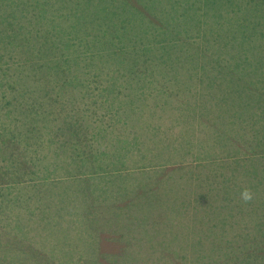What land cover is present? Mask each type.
Segmentation results:
<instances>
[{
	"label": "trees",
	"instance_id": "trees-1",
	"mask_svg": "<svg viewBox=\"0 0 264 264\" xmlns=\"http://www.w3.org/2000/svg\"><path fill=\"white\" fill-rule=\"evenodd\" d=\"M252 1L254 8L247 10L251 7H245L246 0H153L150 6L143 0H0V40H4L5 47L16 41V24L24 28L21 30H25L29 43L39 45L35 54L36 66L27 61V67L22 71L25 74H35L36 80H44L41 73L36 72L42 69V63L39 62L43 60H51V65L56 68L64 67L61 71H93L98 78L110 69L113 75L107 76L108 84L104 87L107 95L104 96L103 104L113 107L110 113L116 109L118 121L134 118V115L139 114L136 107L147 104V107L151 106L149 111L152 116L156 117V112L159 111V118L172 122L171 127L175 129L176 120L167 110L172 107L173 111L177 110L175 104L180 100L176 93L185 95L190 87L189 83L182 85L184 82L180 81L179 77H185L189 82L198 80L210 89L206 80L210 69L205 66L215 65L217 68L224 60L231 61L229 66L237 78L234 88L238 89L237 93L229 94L227 99L233 103L255 102L261 105L263 113H257V116H263L261 127L250 134L246 131L247 127L243 126L245 131H238L239 135L236 136L233 126L227 129L226 133L218 132L219 137L226 138V141H223L226 142V148L235 150L234 154L231 152L221 157L218 154L210 159L202 158L198 163L188 164L179 168L184 169L185 173L177 179L175 175L179 173L175 170L166 174L167 179L163 174L166 170L147 168L140 171L146 176L149 175L145 172L154 173L157 177L165 175L157 180L159 183H166L165 188L174 187L173 183H181V188H187L188 192L185 191L181 197H176L179 207L170 208L167 207V201L163 203V218L166 217L168 221L165 219L160 222L150 216L146 217V238L149 239L144 241L161 249V246L169 245L176 239L181 240L185 244L175 254H182L179 257L185 260L184 264H264V0ZM164 3L169 6H163ZM60 5L65 7L68 14L64 12L63 7L60 8L64 11L59 12ZM247 18H253V36L245 33L244 23ZM74 21L78 27L72 29L70 25ZM39 27L47 31L50 39L61 38L62 45H65L63 53L67 51L68 54L53 56L52 50H46L43 43H32L31 41H35L34 30ZM232 27L238 28V32ZM50 45L52 47V41ZM234 45H238V49H234ZM194 48L197 49L195 53L192 51ZM72 52L78 53L80 58L73 56ZM199 55L204 57H195ZM184 57H190L187 59L193 62L199 60L204 72L202 76L195 77L193 73L191 79L187 78V60L178 67V62ZM83 58L86 59L84 64L79 61ZM258 61L261 66L257 64ZM70 66L73 67L72 70L67 69ZM246 66L250 70L255 66V72H259L255 80L260 81V86L252 79L244 83V79L248 77L238 71L241 72L240 69ZM5 71L0 67V73L3 72V75H0L2 86H7L8 80L14 78L13 74H5ZM261 75L263 76L260 78ZM50 77L53 80L51 84L55 85L56 78ZM22 79V74L18 72L16 85ZM10 90L8 88L0 93L11 95ZM209 96L216 101V107L225 102L223 96L217 93H202L201 97L205 101L202 100V104L198 106L200 109L204 107L209 110ZM113 97L119 99V102ZM187 105V113H196V108L189 103ZM121 107L126 108L128 113L122 115ZM257 110L250 109L253 115ZM51 111H58L61 116L64 109L58 110L53 106ZM64 117L75 118V115L70 113V117L66 114ZM153 123L155 142L147 143L140 139L139 146L135 149L142 157L138 156L136 163L149 164L158 162L159 158L167 160L174 157L167 156L168 153L174 154V148L161 139L162 127L157 124L158 119ZM3 126L0 124V197L13 198L16 187L43 188L52 182L63 183L77 177L124 175L127 178L126 183L132 182V179L130 181L128 178L130 175L120 167L126 162V153L133 149L107 160L109 164L101 162L96 171L53 172L47 169L48 171L41 172L28 159L24 143L13 135L11 129ZM154 188L156 187H152L151 191H154ZM214 189L223 191L214 196ZM232 190L248 192L251 198L245 199L243 194H230ZM163 193L168 194L169 191ZM156 194L154 191L150 195L154 197ZM98 206L89 203L80 212L86 216V224L91 230L100 229V226L109 221L107 219L103 222L105 218L101 217L103 213L100 214ZM113 214L117 215L114 212ZM91 215L89 222L87 218ZM242 216H255V219L250 220ZM242 218L250 221H244ZM151 229L156 232L150 233ZM188 232H191L192 236ZM228 233H231L230 239L226 238ZM154 240L155 242L151 243ZM132 262L124 264H151L144 261ZM0 264L60 262L55 261L44 246L34 244L29 235L17 233L0 222ZM75 264L85 263L79 259ZM92 264L114 263L94 261Z\"/></svg>",
	"mask_w": 264,
	"mask_h": 264
},
{
	"label": "rangeland",
	"instance_id": "rangeland-1",
	"mask_svg": "<svg viewBox=\"0 0 264 264\" xmlns=\"http://www.w3.org/2000/svg\"><path fill=\"white\" fill-rule=\"evenodd\" d=\"M143 1L150 6L153 0ZM163 6L169 5L164 3ZM60 7L63 6H59L61 13L64 10ZM245 7H251L247 10H252L254 2L246 0ZM64 12L68 14L66 9ZM70 26L72 29L78 27L76 21L71 22ZM232 28L238 32V28ZM21 29L24 28L16 24V41L10 42L9 47L6 46V48L4 40H0V63H2L0 67L6 70L5 74L8 72L14 75V78L8 80V87L2 86L0 80V92L11 89L9 91L11 95L0 93V124L6 129H11L13 135L24 143L28 159L41 172L47 169L53 172L96 171L100 168L101 162L109 164L107 160H112L133 149L130 153H126V162L120 167L130 175L128 178L130 181L132 179V182L126 183V176L118 175L101 178L98 176L77 177L63 183L52 182L43 188L16 187L13 198L0 197V222L17 233L29 235L34 244L44 246L49 255L60 264H75L79 259L85 264H92L94 261L114 264L132 261H144L151 264L164 262L184 264L185 260L179 257L182 254H175L185 244L181 240L176 239L169 245L161 246V249L144 242L145 239H149L146 238L145 220L148 216L160 222L165 220L163 203L167 201V207L176 206L177 208L179 207L176 203L179 201L177 198L187 191V188H181L183 186L181 183H173L175 186L170 189L165 188L166 183L157 182L160 177L175 170L179 173L175 175L177 179L185 173L184 169L179 168L188 164H195L202 158L210 159L211 156L218 154L219 157L231 152L234 154L235 150L226 148V142H223L226 138L219 137L218 132L226 133V130L233 126L236 131L234 136H236L239 135L238 131H245L243 126L247 127L246 131L250 134L261 127L263 116H257V113H263L261 105L255 102L233 103L227 99L229 94L237 93L238 89L234 88L237 78L229 66L231 61L224 60L217 68L215 65L205 66L210 69V73L206 75L210 89L198 80L189 82L185 77H179L180 81L184 82L182 85L189 83L193 88L189 87L190 90L187 89L185 95L176 93L180 100L175 104L177 110L173 111L174 107L167 110L168 114L176 120L175 129L171 127L172 122L159 118V111L156 112V117L152 116L149 111L151 106L147 107V104L141 106L143 109L135 108L139 114L134 115V118L118 121L116 109L110 113L113 107L110 104H103L104 96L107 95L104 90L108 84L107 76L113 75L110 69L98 78L93 71L85 73L81 69L72 70V66L67 68L72 71H61L64 67L56 68L51 65V60L50 62L43 60L39 62L42 63V69L36 72H40L45 79L36 80L35 74L30 72L25 74L22 70L27 67V61L30 65L36 66L35 54L39 45L29 43L28 35ZM244 30L246 34L253 36L255 32L253 18L245 19ZM34 32L35 41H31L32 43H43L46 50H52L53 56L68 54L67 51L63 53L65 45H62L61 38L50 39L47 31L41 27ZM50 41H52V47ZM234 49H238V45H234ZM192 51L195 53L197 49L194 48ZM72 54L80 58L78 53L72 52ZM84 58L79 60L83 61V64L86 61ZM187 58L190 57H184L178 62L180 67L181 63L187 60L185 66L187 78L191 79L193 73L195 77L202 76L204 72L199 65V60L193 62ZM257 64L260 65L259 61ZM240 70L241 72L238 71L240 74L248 77L245 79L243 77L244 83L250 82V79L256 81V75L259 76V72H255V66L251 70L247 66ZM18 72L22 74L23 79L16 85ZM1 73L0 75H3ZM50 76L56 78L55 85L51 84L53 80ZM49 79L50 82H48ZM256 85L260 86V81H256ZM202 93H217L223 96L225 102L219 103L216 107V101L209 96L207 103L209 110L202 106L200 109L198 106L202 104V100L205 101L201 97ZM115 100L119 102V99ZM182 102L196 108V113L193 115L187 113L186 109L189 105ZM53 106L58 110L64 109L61 116L58 115V111L55 113L51 111ZM250 109L258 110L253 115ZM70 113H74L75 118L64 117L65 114L70 117ZM120 113L125 115L128 110L121 107ZM156 119H158L157 124L162 127L161 139L174 148V154L168 153L167 156L174 155V157L167 160L159 158L158 162L149 164L136 163L135 159L138 156L142 157L135 149L139 146L140 139L147 143L155 142L153 122ZM147 168L167 172L165 171L163 173L165 175L162 174L159 177L154 173L145 172L149 175L146 176L140 172ZM82 176L87 175L82 174ZM155 177L157 178L154 179ZM164 178L167 179V175ZM145 182L152 184L148 185ZM149 186L156 187L152 189L157 193L154 197L150 195L154 191H151ZM228 188L231 187H226ZM188 189L191 190V188ZM164 191L169 193L165 194ZM220 191L223 190L214 189L212 195L218 196ZM89 203L99 205V212L104 215L101 217L105 218L103 222L109 219L107 224L99 227L100 229L88 228L86 216L80 213ZM112 210L117 214L116 216ZM242 217L255 219V216ZM91 218L92 215L88 216L89 222ZM95 226L98 227V225ZM149 232L155 233L156 230L151 229ZM231 233H228L226 238L230 239ZM188 234L192 236L191 232ZM154 242L155 240L151 241V243Z\"/></svg>",
	"mask_w": 264,
	"mask_h": 264
},
{
	"label": "crops",
	"instance_id": "crops-1",
	"mask_svg": "<svg viewBox=\"0 0 264 264\" xmlns=\"http://www.w3.org/2000/svg\"><path fill=\"white\" fill-rule=\"evenodd\" d=\"M243 193L244 192L235 191V190L230 191V194H243ZM242 220H244V218H242Z\"/></svg>",
	"mask_w": 264,
	"mask_h": 264
},
{
	"label": "clouds",
	"instance_id": "clouds-1",
	"mask_svg": "<svg viewBox=\"0 0 264 264\" xmlns=\"http://www.w3.org/2000/svg\"><path fill=\"white\" fill-rule=\"evenodd\" d=\"M243 196H244L245 199H250L251 198V196H250V194L248 192L243 193Z\"/></svg>",
	"mask_w": 264,
	"mask_h": 264
}]
</instances>
